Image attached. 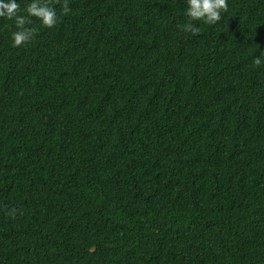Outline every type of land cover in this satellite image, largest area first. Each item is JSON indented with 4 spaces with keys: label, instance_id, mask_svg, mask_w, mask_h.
I'll use <instances>...</instances> for the list:
<instances>
[{
    "label": "trees",
    "instance_id": "16d2710c",
    "mask_svg": "<svg viewBox=\"0 0 264 264\" xmlns=\"http://www.w3.org/2000/svg\"><path fill=\"white\" fill-rule=\"evenodd\" d=\"M227 2L0 17V264H264V0Z\"/></svg>",
    "mask_w": 264,
    "mask_h": 264
},
{
    "label": "clouds",
    "instance_id": "9594fccd",
    "mask_svg": "<svg viewBox=\"0 0 264 264\" xmlns=\"http://www.w3.org/2000/svg\"><path fill=\"white\" fill-rule=\"evenodd\" d=\"M55 3H60V0H55ZM53 0H31L24 9L27 15H20V5L16 0H0V17L15 21L16 31L11 33L12 46L21 47L30 43L35 35L37 29L25 27L31 23L29 17L37 18L43 27L53 28L57 24L60 17H58L55 8L52 6ZM71 11L68 6V0H63L61 15H67ZM228 11L227 0H187V7L185 15L190 21L200 20L206 24L213 25L221 20V15ZM185 32L198 34L200 29L192 23L183 26ZM264 55V51H261ZM262 60L259 56L253 59V65L261 66ZM16 210L12 209L6 215L15 218Z\"/></svg>",
    "mask_w": 264,
    "mask_h": 264
}]
</instances>
